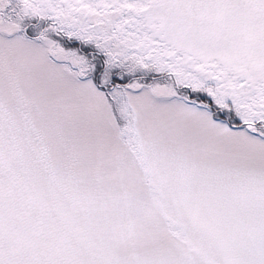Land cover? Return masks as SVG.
<instances>
[{"label":"snow or ice","instance_id":"snow-or-ice-1","mask_svg":"<svg viewBox=\"0 0 264 264\" xmlns=\"http://www.w3.org/2000/svg\"><path fill=\"white\" fill-rule=\"evenodd\" d=\"M0 264H264V0H0Z\"/></svg>","mask_w":264,"mask_h":264}]
</instances>
